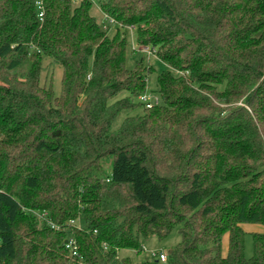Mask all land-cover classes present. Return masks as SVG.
Here are the masks:
<instances>
[{
  "label": "trees",
  "instance_id": "1",
  "mask_svg": "<svg viewBox=\"0 0 264 264\" xmlns=\"http://www.w3.org/2000/svg\"><path fill=\"white\" fill-rule=\"evenodd\" d=\"M129 28L176 73L155 92ZM243 225L264 227V0H0V264H133L176 228L168 264H264Z\"/></svg>",
  "mask_w": 264,
  "mask_h": 264
},
{
  "label": "rangeland",
  "instance_id": "2",
  "mask_svg": "<svg viewBox=\"0 0 264 264\" xmlns=\"http://www.w3.org/2000/svg\"><path fill=\"white\" fill-rule=\"evenodd\" d=\"M85 1V0H81ZM77 1V2H81ZM92 15L95 19L101 24L106 20L101 13V11L97 7H93ZM106 26H103L104 30L108 29V35L113 36L117 27L116 23H112L111 25L105 22ZM108 27V28H107ZM127 62L126 67L129 70H132L135 63L141 58H145L148 63L152 66L155 73L149 78L148 88L150 91L155 92L157 90V74L169 71L172 74H176L173 70H171L166 64L157 59L156 54L153 57H148L143 54L141 51L135 49L137 45L134 39V30L127 32ZM2 73V69H1ZM61 78H62V69L59 65L49 60L48 58H43L42 60V71L40 76V82L42 85H47L48 88L51 89L52 93L56 96H59L61 93ZM152 97H158L156 94L151 95ZM125 115V114H124ZM123 117V115H122ZM110 170V169H108ZM181 241L178 229H174L165 239L160 240L155 236H151L148 238L146 242H142L140 249L141 252L137 253L133 250H122L119 252L120 260L129 259L133 264H137L143 262L144 260H150L153 262H158V264H168V262H160L158 260L159 254H168V252L177 246ZM245 256L247 259H250L253 256V241L250 232H246L245 235ZM153 254H156L155 256Z\"/></svg>",
  "mask_w": 264,
  "mask_h": 264
},
{
  "label": "built area",
  "instance_id": "3",
  "mask_svg": "<svg viewBox=\"0 0 264 264\" xmlns=\"http://www.w3.org/2000/svg\"><path fill=\"white\" fill-rule=\"evenodd\" d=\"M75 2L77 1H81V0H74ZM89 2H91L92 4H96L98 0H87ZM37 6H38V9L41 11L40 13V17H42L43 15V7H42V3L41 2H38L37 3ZM114 23V21L110 20V23ZM130 31L134 30V28H129ZM138 50H140L143 54L147 55L148 57H153L154 54H156V51L151 49L150 47H142V48H138ZM140 100L144 103H146V106L147 108H151L152 106L154 105H157L158 104V99L156 97H150V96H142L140 97ZM73 224V222L71 223ZM52 228L56 229V230H59V228L53 226ZM67 249H69L71 252H72V255L76 256L77 253H78V247L76 245V243L73 241V240H70V242L67 244ZM154 256L156 254H153ZM167 254H159L158 255V260L160 262H167Z\"/></svg>",
  "mask_w": 264,
  "mask_h": 264
},
{
  "label": "crops",
  "instance_id": "4",
  "mask_svg": "<svg viewBox=\"0 0 264 264\" xmlns=\"http://www.w3.org/2000/svg\"><path fill=\"white\" fill-rule=\"evenodd\" d=\"M242 229L244 232L248 233L250 232L251 234L258 233V234H264V227L259 226V225H243ZM227 237L224 238L223 242V255H226L227 253Z\"/></svg>",
  "mask_w": 264,
  "mask_h": 264
}]
</instances>
